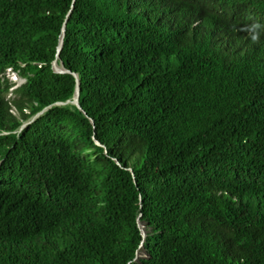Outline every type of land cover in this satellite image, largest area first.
<instances>
[{
  "label": "trees",
  "instance_id": "obj_1",
  "mask_svg": "<svg viewBox=\"0 0 264 264\" xmlns=\"http://www.w3.org/2000/svg\"><path fill=\"white\" fill-rule=\"evenodd\" d=\"M0 264H264V0H0Z\"/></svg>",
  "mask_w": 264,
  "mask_h": 264
},
{
  "label": "water",
  "instance_id": "obj_2",
  "mask_svg": "<svg viewBox=\"0 0 264 264\" xmlns=\"http://www.w3.org/2000/svg\"><path fill=\"white\" fill-rule=\"evenodd\" d=\"M73 1H74V0H73ZM73 3H74V2H73ZM65 26H66V22L64 23V26H63V29H62V36H61V38H60L59 45H58V47H57L56 60H55V61L53 62V64H52V68H53L54 72L59 73V74H62V73H68V72H69L68 70H66V69L64 68V65H63L62 63H60V64L57 63V60H59V58H60V57H59V54H60V51H61L62 46H63V36H64V33H65ZM74 76L76 77V81H77V85H76V90H75V93H74V97H73V100H72V101H68V102H66L65 104H67V103H71V104L75 105L78 109L81 110V107H80V105H79V92H80V90H79V80H78V78H77V75L74 74ZM57 105H59V104H57ZM47 109H48V108L42 110L40 113H38L37 115H35V116L32 118L31 122L34 121L36 118H38L41 114H43ZM31 122H29V123H31ZM29 123L24 124V125L21 127V129H23V128H24L26 125H28ZM139 226H140V230H141L142 237L145 238V236H146V232L143 231V228H142L141 225H139ZM137 257H139V255H137ZM137 257H136V258H137Z\"/></svg>",
  "mask_w": 264,
  "mask_h": 264
},
{
  "label": "rangeland",
  "instance_id": "obj_3",
  "mask_svg": "<svg viewBox=\"0 0 264 264\" xmlns=\"http://www.w3.org/2000/svg\"><path fill=\"white\" fill-rule=\"evenodd\" d=\"M5 77L9 79V81L11 82V84H12V86L14 88L24 83V79L20 78L16 73H14L13 71H11L10 69H8L6 71ZM59 105H63V104H59ZM13 114H16V112L13 111ZM140 255L143 256L145 254H144L143 251H141L140 252Z\"/></svg>",
  "mask_w": 264,
  "mask_h": 264
},
{
  "label": "bare ground",
  "instance_id": "obj_4",
  "mask_svg": "<svg viewBox=\"0 0 264 264\" xmlns=\"http://www.w3.org/2000/svg\"><path fill=\"white\" fill-rule=\"evenodd\" d=\"M142 228H143V231L146 232V230H144L145 228L144 227H142Z\"/></svg>",
  "mask_w": 264,
  "mask_h": 264
}]
</instances>
